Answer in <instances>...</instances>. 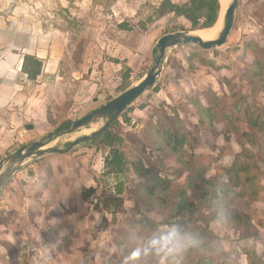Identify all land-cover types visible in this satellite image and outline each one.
<instances>
[{"label":"rangeland","instance_id":"1","mask_svg":"<svg viewBox=\"0 0 264 264\" xmlns=\"http://www.w3.org/2000/svg\"><path fill=\"white\" fill-rule=\"evenodd\" d=\"M163 1L10 0L5 11L22 30L32 27L36 33L49 32L39 45L51 48L49 58L56 64L48 66L45 77L35 82L20 73L19 85L12 87L16 96L0 111V162L28 144L58 136L45 148L56 151L28 160L20 170L28 174L10 181L0 192V264H132L127 261L131 252L158 232L151 223L168 229L164 215L176 201L174 195L169 197L172 192L169 199L161 193L147 199L134 173H109L105 164L109 148L84 142L69 148L73 141L101 129L102 123L74 133L64 128L119 97L126 88L139 85L155 66L161 38L197 31L184 18L162 16ZM171 1L182 4L187 0ZM123 23L128 30L120 28ZM257 56L264 60V0H240L225 45L211 50L188 45L168 51L155 86L113 128L124 139L122 151L132 162L145 166L149 157L162 159L167 168L162 175L176 185L183 184L188 174L178 178L181 165L175 157L145 149L154 143L151 125L176 114L198 123L199 110L191 101L208 106L206 97L212 93L229 104L234 92L235 98L239 93L252 101L254 95L243 77L255 71ZM262 92L264 86L255 98L264 109ZM215 126L225 130L220 122ZM257 135L264 141L262 133ZM201 136L203 141L196 149L187 148L190 156L210 167L208 179L222 175L226 182L221 171L229 169L244 149L233 134L216 138L202 132ZM249 148L260 155L258 148ZM260 167L255 186L260 189L259 200L250 208L240 200L228 201L234 209L253 214L251 232L259 235L244 240L228 224L213 222L211 226L224 250L232 255L239 251L240 264H250L242 252L244 245L250 251L257 245L258 253H264V226L260 225L264 221V166ZM162 197L165 202L160 201ZM116 199H123L124 206L115 217ZM145 264L158 261L150 257Z\"/></svg>","mask_w":264,"mask_h":264},{"label":"trees","instance_id":"2","mask_svg":"<svg viewBox=\"0 0 264 264\" xmlns=\"http://www.w3.org/2000/svg\"><path fill=\"white\" fill-rule=\"evenodd\" d=\"M220 11L219 0H187L182 4L164 0L159 8V13L162 16L174 14L177 18H184L197 31L213 28L218 22ZM120 28L128 30V25L123 23ZM251 54L256 55L255 51H251ZM208 64L213 65L210 61ZM43 67L44 63L38 57L24 56L22 72L28 76L29 80L37 81L38 77L42 75ZM254 68L255 71L250 73L248 78L243 77V80L248 81L251 93L254 95L252 101H249L246 95L239 93H236L235 98L234 92L232 95L234 99L232 98V102L229 104L223 97L212 93L206 97L208 106L201 104L198 100L191 101V105L199 110L198 123L182 119L175 113L174 117L159 119L155 125H151L149 130L154 136V143L146 145L145 149L150 148L152 152L162 153L164 157H175L181 165V169L177 172L180 176L178 178L188 174V178L183 184L176 185L169 177L162 175L163 171L167 170L162 159L153 160L149 157L148 166L143 165L140 161H131L120 147L123 145L124 139L121 134L113 131L121 117L93 141L84 142L91 147L99 148L103 145L109 148V154L105 158L109 173H134L139 179V189L145 198L153 199L160 193L162 196L165 194L168 197L170 192L172 194L169 197L175 196L176 201L173 203L171 211L164 215L166 219L164 226L168 228L166 231L175 227L190 236L195 243L188 244L181 250L170 254L165 260L166 264H240L241 254L239 251L235 250L234 255L230 254L229 251L224 250L221 239L213 234L211 228L213 222L228 224L237 230L241 239L244 240L258 235L256 231L251 232L254 228L253 214L249 210L234 209L228 202L234 199L240 200L244 202L246 208H250L252 203L259 200L260 197V189L257 191L255 186H257L256 178L261 172L260 164L264 166V141L260 140L257 134L260 132L264 136V109L259 107L255 94L260 87L264 86L262 79L264 60L259 59L258 56L255 57ZM128 78L129 74L124 75V79ZM256 90L257 92H255ZM262 94L264 93L262 92ZM128 110H132V108ZM217 122L222 123L225 130L220 131L215 128ZM70 127V123L64 125L65 129ZM202 132L206 136L213 135L216 138L224 135L229 137L233 134L244 149L243 155L239 154L229 169L221 171L228 178L226 182L222 175L210 178L215 183L208 179L210 167L202 162L198 163L187 150L188 147L196 149L199 146L203 141ZM248 145L258 148L260 155H256L253 150L248 149ZM205 184L209 186L208 189L202 187ZM241 188V193H237L236 190ZM164 197L160 201L165 202ZM116 200L118 203L114 213L115 217L118 210L124 206L123 199ZM207 212L209 216L205 215ZM139 224L145 225V221H141ZM260 225L264 226V221ZM151 228L158 232H165L155 223H151ZM139 234L144 236L143 233ZM256 246L252 251L245 245L242 247V252L247 256L250 264L264 263V253L259 254Z\"/></svg>","mask_w":264,"mask_h":264},{"label":"water","instance_id":"3","mask_svg":"<svg viewBox=\"0 0 264 264\" xmlns=\"http://www.w3.org/2000/svg\"><path fill=\"white\" fill-rule=\"evenodd\" d=\"M239 3V0H232V3L227 7L224 17V28L216 40L204 41L199 36L184 32L169 34L161 38L157 46L158 52L156 54L155 66L139 85L127 90L119 97L96 109L82 119L73 122L71 127L66 129L68 132L74 133L81 129H85L90 126L92 127L93 125L100 122L103 124L101 129L92 135L82 137L70 143L69 148L71 149L82 142L93 141L96 137L109 129L115 123V121H117L141 96L152 89L162 74L163 62L165 61L166 55L170 49L181 46L195 45L199 46L203 50H211L225 45L231 34ZM220 13H222V11H220ZM220 17L221 14L219 19ZM57 136L58 135L52 134L45 139L28 144L19 149L17 152L5 157L0 162V188L24 165L26 161L34 158H41L56 151L45 148L51 144Z\"/></svg>","mask_w":264,"mask_h":264},{"label":"crops","instance_id":"4","mask_svg":"<svg viewBox=\"0 0 264 264\" xmlns=\"http://www.w3.org/2000/svg\"><path fill=\"white\" fill-rule=\"evenodd\" d=\"M9 2L10 0H0V111L4 110L6 104L10 105V100L16 96L14 90L11 89L12 87L19 85L18 83L20 82H18L17 79L20 76V73L24 78L29 80L28 76L22 72L25 55L36 56L44 62L43 72L40 77H45V74L48 73V66L56 64L54 63L56 62L55 59L50 60L49 58L51 48H46V45L41 47L39 45L40 40H47L46 36L49 32L46 34L36 33V30L33 31L32 27L29 30H22L17 23V19H14L12 15L5 11ZM17 58H20L18 63ZM17 65L19 66L17 67ZM15 78L16 80H14ZM31 108L29 107V110L32 111ZM1 138L0 135V143L3 141ZM52 166L55 167L54 164ZM21 168L12 175V177L5 183V186L1 187L0 192H2L3 188H5L10 181L16 182V179H21V175H24L25 172L27 173L25 170L20 171ZM30 168L33 169L34 167L31 166ZM14 201L15 199L12 198V204L15 203ZM255 240L257 242L258 239Z\"/></svg>","mask_w":264,"mask_h":264},{"label":"clouds","instance_id":"5","mask_svg":"<svg viewBox=\"0 0 264 264\" xmlns=\"http://www.w3.org/2000/svg\"><path fill=\"white\" fill-rule=\"evenodd\" d=\"M195 241L181 230L173 227L165 232H157L142 244L137 246L127 257V261L132 264H145L148 258L153 257L158 260V264H165L167 257Z\"/></svg>","mask_w":264,"mask_h":264},{"label":"bare ground","instance_id":"6","mask_svg":"<svg viewBox=\"0 0 264 264\" xmlns=\"http://www.w3.org/2000/svg\"><path fill=\"white\" fill-rule=\"evenodd\" d=\"M221 5V17L217 24L211 28L206 30H199L194 32L192 35L201 37L204 41H213L218 39L219 35L221 34L223 28H224V20L223 17H225V11L227 7L232 3V0H219ZM102 123V122H100ZM99 124V123H97ZM89 130V129H88Z\"/></svg>","mask_w":264,"mask_h":264}]
</instances>
